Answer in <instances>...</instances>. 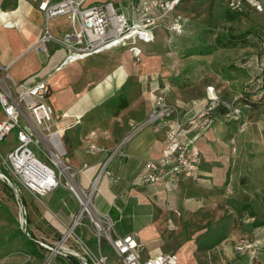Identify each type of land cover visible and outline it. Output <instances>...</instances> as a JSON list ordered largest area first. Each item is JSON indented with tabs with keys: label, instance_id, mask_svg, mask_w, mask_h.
Wrapping results in <instances>:
<instances>
[{
	"label": "crops",
	"instance_id": "0c3cea01",
	"mask_svg": "<svg viewBox=\"0 0 264 264\" xmlns=\"http://www.w3.org/2000/svg\"><path fill=\"white\" fill-rule=\"evenodd\" d=\"M115 1L120 8L128 12V0ZM252 9L247 6L245 12L248 13ZM163 22V25L155 30L158 33L155 36V42L153 41L158 43L155 49H146L144 47L145 51L149 52L150 55L145 56L143 66L147 68L153 67L156 71L163 68L164 72L154 73L153 77L156 79L161 76L159 78L164 79V81L151 82L150 88L144 91L138 99H133V101H130L126 94H122L128 99V105L124 108L119 107V102H113L117 97H111V95H114L113 93L115 92H111L110 96L107 95L110 97L106 100L107 105L105 104V110L108 113L107 124H98V126L96 124L97 121H93L90 124L87 123L89 125L86 130L81 128L80 118L84 117L87 114L86 112H89L88 110L96 104V101L89 96L81 97L79 101H74L73 92L68 89L60 90L62 86H66L67 81L64 83H61L60 79L55 81V88L60 94L58 98L54 99V106L46 100L53 107L55 117L58 118L59 116L57 119L59 120L58 126L70 125L65 135H67L69 129L76 127V133L73 136L70 137L71 134L67 135V137H70L68 138L70 148V157L68 158L70 164L77 170L84 164L89 166L81 173V180L86 186L90 184V180L97 173L99 162L102 161L104 154L99 151L87 154L90 152L85 153L83 150L85 146L99 144L102 147L113 149L130 131L132 122L145 120L152 108L153 97L160 90L165 93L168 102L178 108V114L188 131V135L194 138L196 146L201 151L198 179L133 186L124 193V184L118 190L110 186L104 176L100 178L98 184L95 204L101 212L108 213L111 217L115 216L117 221L126 213L132 217V227L129 230L122 231L119 228L115 229V232L120 235L133 233L142 242L141 244H143L144 237L153 240L152 250H141L143 257L167 252L160 249L162 241L160 234L163 230L161 224L166 228L167 223L179 220L178 217L181 214L177 215V211L182 210L186 215H193L200 209L214 205L218 201L222 174L226 169L229 170V160L233 157L230 142L231 135L228 134V131L234 123L227 121L226 113H221L220 109L223 107L230 108L236 102L235 98L238 94L236 89L231 87L234 75L230 73V68L227 65L221 64L226 63L225 61H219L215 58V50L212 53L189 56L182 55V53L177 55L179 54L178 49L166 48L162 50L168 44L175 45L174 43L176 42L175 39H168L167 30L165 29V23H168V19L163 20ZM43 24L44 15L35 1L0 0V63L10 68L37 41ZM201 31L202 28L198 27L191 33H196L198 36ZM197 45H200V42ZM175 48H177V44ZM49 50L52 51V54L49 52V55H47L48 60L36 64V68L33 70L34 73L27 76L26 82L23 81L25 84L46 79L51 86V90L54 91V84H52L50 78L80 61L78 60L73 64L69 63L57 69L64 58V48L55 44ZM123 65L126 72L116 75L120 80L127 75L128 67L126 64ZM55 71L57 73L52 74ZM115 81L114 79L113 82ZM23 82L20 81L19 83ZM57 85L59 87H56ZM207 86L214 89L218 95L217 106L209 114L202 116L201 112L206 109L208 103L207 92L209 89ZM108 88L110 87L107 85L105 89L102 85L97 89L94 86L95 92L101 94ZM52 94L53 92H50L47 96L48 99ZM62 101H66L67 107L59 111L63 106L61 104ZM65 111L69 113V116L61 117V114ZM95 113L91 111L88 114L92 117ZM83 121L85 122V119ZM165 143L166 132L160 122L146 128L144 127L139 133L133 135L124 145L125 151L131 156L127 164L128 168H125L127 170L124 177L129 178L132 176L133 170L137 169L136 167L140 160L162 156ZM124 164V158L116 159L113 162V168L116 172H119L123 169ZM124 177L123 181L125 180ZM28 193L35 198L38 209V214L34 217L35 220L28 224V229L38 244L41 245L40 241H43L54 245L61 240L68 229L72 228L73 233L84 241L95 255L106 256L104 264H124L116 255L110 242L105 238H98L89 220L76 225L73 224L74 218L80 210V205L70 189L59 186L44 195ZM115 193H119V196L116 197ZM205 203L208 205H205ZM145 205L149 206V212L141 213L142 207ZM80 224H84L82 228H79ZM65 245L72 249L77 248L72 238H69ZM196 251L198 250H193L192 246L189 245L186 249L176 250V253H181L183 260L186 262L185 264H198L195 261V257L192 258ZM53 264L81 263L79 258L73 254L64 256L56 253Z\"/></svg>",
	"mask_w": 264,
	"mask_h": 264
},
{
	"label": "rangeland",
	"instance_id": "374dc122",
	"mask_svg": "<svg viewBox=\"0 0 264 264\" xmlns=\"http://www.w3.org/2000/svg\"><path fill=\"white\" fill-rule=\"evenodd\" d=\"M97 1L85 0L84 4ZM113 1L116 4V1ZM202 1L189 2L187 12H178L185 20V17H188L186 25L188 32L183 37L178 36L177 43H174L177 44V48H175V45L168 44L162 50L166 48L178 49L179 54L177 55H180L182 53L180 51L182 45L180 44H183L185 40L189 43L193 42L196 33L191 32L203 26L204 23H202L201 18L212 16L210 24L213 25L215 34L224 31L235 34L236 46L228 49L216 47L215 34H212L214 36L208 40L206 47H203L202 50L214 47L215 58L226 62L221 64L227 65L230 68V73L234 75L231 87L236 89L237 94L251 90L254 82H258L259 79L262 80L264 86V77L262 76L264 75V54L260 50V41L264 35V11L258 12L252 9L248 13H235L234 16L230 17L225 15V9L228 8L227 0H207L209 8L211 7L207 14L198 8ZM127 2V10L132 12L135 5L131 2H134V0H128ZM199 14H202V16L197 18ZM204 14H206V17ZM49 25L54 34L61 38L69 27V20L66 15H59L52 18ZM167 34L168 39L172 40L174 36L169 32ZM157 35L158 33L155 32V36ZM153 41L138 40L139 55H137V51L127 47H116L94 54L84 60L71 62L70 64L76 63L63 71L52 73H57L50 78V81L54 84V91L51 90L53 94L49 99L47 97L46 100L54 106V99L58 98L60 94L55 88V81L57 79H60L61 83L67 81L66 86H62L60 90L68 89L73 92L74 101H79L81 97L85 98L86 96L96 101V104L88 110L89 112H86L87 114L80 118L81 128L86 130L90 122L93 121H97V125L107 124L108 113L105 110V104L111 92H115L111 97L126 94L129 100L133 101L150 88L151 82L164 81V79L159 78L161 76L156 79L153 77L154 73L164 72L163 68L156 71L153 67L143 66L145 56L150 55L149 52L145 51V48L154 50L155 46L158 45ZM55 44L58 43L54 41L48 43V49L53 45L55 46ZM58 46L63 47L60 44ZM50 50L49 52L52 54ZM47 60L46 52L38 51L36 47L31 46L10 66L8 73L16 82H26L27 76L34 73L33 70L36 68V64ZM123 64L128 67L127 75L120 80L116 75L126 72ZM0 74L3 75L4 71H0ZM114 79L115 82H113ZM101 85L104 89L106 85L110 88L104 90L105 92L103 91L102 94L96 93L94 86L97 89ZM207 88L210 91V86H207ZM262 100V105L258 99L256 105L251 102L249 104L245 100H238V102L232 104L233 107L241 110L240 118L234 117L230 112L225 114L227 121L234 123L228 131V134L231 135L230 142L233 157L229 160V170L226 169L222 174L218 201L214 205L200 209L193 215H186L182 210L176 213L174 210L177 215H181L178 217L179 220L167 223L166 228L161 224L163 228L160 234L162 240L161 250L176 253V250L186 249L191 245L193 250H198L192 257H195L198 264H264V99ZM61 104L63 106L59 111L67 107L66 101H62ZM91 111L96 112L92 116L93 118L89 115ZM262 112L263 114H261ZM243 120L247 121V125L242 131ZM56 126L58 125L54 127ZM75 128L69 129L67 135L71 134L70 137L73 136L76 133ZM67 135L64 136V141L68 149V157H70L68 145V138L70 137H67ZM15 144L14 130L5 139L0 140V151L3 155H6L8 150L13 148ZM97 146L100 147L99 144ZM32 147L38 150L36 146L32 145ZM83 150L85 153L90 152L87 154L96 152L90 149V146H85ZM1 163L2 160L0 159L1 170L8 173V170ZM11 188L7 181L0 178V264H53L56 253H53L47 247L40 245L41 247L37 248L40 250L42 257L28 253L30 249L20 234V229L23 230L20 222L22 215L21 202ZM206 203L205 205H208ZM141 211V213H148L149 206H143ZM112 218L114 229L120 228L125 231L132 227V217L127 213L123 214L118 221L115 216ZM86 220L88 219L83 218L82 222ZM259 222L260 225L254 226V223ZM83 225L80 224L79 228H82ZM152 243L151 238L144 237L141 250H152ZM177 255L178 264H185L186 262L183 260L181 253Z\"/></svg>",
	"mask_w": 264,
	"mask_h": 264
},
{
	"label": "built area",
	"instance_id": "2783aa9c",
	"mask_svg": "<svg viewBox=\"0 0 264 264\" xmlns=\"http://www.w3.org/2000/svg\"><path fill=\"white\" fill-rule=\"evenodd\" d=\"M44 15V25L37 41L32 47L49 55L48 43L54 41L63 46L65 55L57 69L71 62L88 58L116 47H127L140 54L138 40L151 42L155 39V30L165 23V29L171 35L181 36L185 32V19L174 11L181 0H134L132 12H125L113 0L84 4L85 0H32ZM247 6L258 12L264 11V0H227V7L234 12H245ZM59 15H66L69 27L63 37H57L50 28V20ZM260 50L264 54V35L260 41ZM9 66L0 64V140L5 139L15 130L16 144L6 155L0 151V159L8 173L0 168V178L7 181L11 177L19 188L34 195H44L56 187L70 189L77 199L80 210L73 224H79L87 218L99 239L106 238L117 256L124 264H178L174 252H160L143 257L141 242L133 233L120 235L115 232L114 220L101 212L95 198L99 180L104 176L110 186L123 182L125 168L131 158L124 145L144 127L160 122L165 128L166 143L163 155L158 158L140 160L137 169L129 178L124 177L125 189L133 186L177 182L184 179L196 180L199 177L201 151L194 138L188 135L178 108L168 102L165 93L160 90L153 97L152 108L142 122H132L131 130L113 148L109 149L95 144L93 151L104 154L95 176L88 186L81 180V173L89 166L84 164L75 169L69 161L68 149L64 141L66 130L70 125L56 126L59 120L54 115L53 107L46 101L51 86L46 79L30 84L17 83L8 73ZM208 103L201 115H207L217 106L218 95L214 89L207 93ZM229 112L240 118L241 110L233 107ZM65 111L61 117H68ZM208 120V119H206ZM247 121H242L243 131ZM32 145L36 146L35 150ZM125 159L124 167L116 172L113 162ZM116 197L119 193L114 194ZM21 226L25 220L21 215ZM72 238L77 248L65 245ZM41 245L64 256L73 254L81 264H104L106 256H97L91 248L68 229L59 242L50 245L40 241ZM47 264V263H46Z\"/></svg>",
	"mask_w": 264,
	"mask_h": 264
},
{
	"label": "trees",
	"instance_id": "16d2710c",
	"mask_svg": "<svg viewBox=\"0 0 264 264\" xmlns=\"http://www.w3.org/2000/svg\"><path fill=\"white\" fill-rule=\"evenodd\" d=\"M195 1L196 0H192V1L191 0H181L179 2V4L177 5L174 13L179 14L178 13L179 11L187 12L188 3L189 2L193 3ZM198 6H199L198 8H200L204 13H207V14L211 10V7L209 8V2H207V0H203ZM225 11H226L225 15H229L230 17L234 16V14L237 13V12L231 11L228 8L225 9ZM238 13H245V12H238ZM204 15L206 17V14H204ZM186 16H187V14H186ZM199 16H202V14L201 15L199 14L197 18H199ZM211 17L212 16H208V18H201V21L204 24H203V26H201V28H202L201 33L198 36L195 35L196 40L194 39L193 42H191V43H189L185 40L183 42V44H180V45H182L181 48L179 47L180 51L182 52V55L189 56V55H193V54H207V53H212L214 51V49H213L214 47L209 48L208 50H202L203 47H206L208 40H210L212 38V36H214L212 34H215V32L213 31V25L210 24L212 21ZM185 18H186V20H185L186 22H185V26H184L185 32L180 37L185 36L188 32L187 28H186L188 17H185ZM173 36H174L173 39H175V40L178 38V36H175V35H173ZM235 38H236L235 34L230 33L228 31L218 32L215 34V37H214V39L216 41L215 45H216V47L219 46L220 48H224V49L232 48V47L236 46V39ZM199 42H200V45H197ZM262 76L264 77V75H262ZM263 95H264V86L262 84V80L259 79L258 82L257 81L254 82L251 90L249 89L248 92H246V93L243 92L241 94H238L235 101L238 102V100L239 101L245 100V101L249 102V104H250V102L255 104V103H258L256 101L258 99L259 102L261 103L263 101L262 99H264ZM119 96H117V98H115L113 100V102L114 103L119 102L118 105L120 108L126 107L128 105V99L126 97L122 96V94ZM254 97H255V99H253ZM229 110L230 109L228 107H223L220 109L221 113H223V114L228 113ZM123 184L125 185V181H123L121 184L116 185L115 188H117L119 190V188L123 187ZM23 200H24V203L26 205V210H27V221H28V224H30L31 221L35 220L34 217L38 214V209H37V205L35 202V198L30 196V194L28 192L23 190ZM260 224H261L260 222L254 223V226H257ZM20 234L24 238L27 247L30 249V250H28V253L32 254V255H39L40 257H42L40 250L37 249L38 247H41L40 244H38L34 240V238L28 237L23 232L22 229H20ZM30 234L32 237H34L31 232H30ZM103 238L104 237H102L101 239H103Z\"/></svg>",
	"mask_w": 264,
	"mask_h": 264
},
{
	"label": "water",
	"instance_id": "95a60500",
	"mask_svg": "<svg viewBox=\"0 0 264 264\" xmlns=\"http://www.w3.org/2000/svg\"><path fill=\"white\" fill-rule=\"evenodd\" d=\"M8 184L11 185L13 191L15 192V194L17 195V197L20 199V202H21V213H22V216H23V219L25 220V224H24V227H23V232L30 238H33L29 232V229H28V221H27V210H26V205L24 203V200H23V192L22 190L19 188L18 184L15 182V180L11 177H8V180H7Z\"/></svg>",
	"mask_w": 264,
	"mask_h": 264
}]
</instances>
